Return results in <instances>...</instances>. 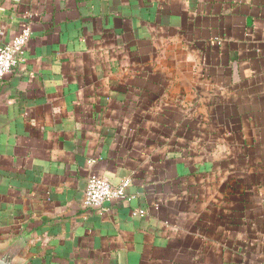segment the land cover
Returning <instances> with one entry per match:
<instances>
[{
	"label": "crops",
	"instance_id": "obj_1",
	"mask_svg": "<svg viewBox=\"0 0 264 264\" xmlns=\"http://www.w3.org/2000/svg\"><path fill=\"white\" fill-rule=\"evenodd\" d=\"M0 246L28 264L264 263V0H0ZM92 175L128 198L84 206Z\"/></svg>",
	"mask_w": 264,
	"mask_h": 264
},
{
	"label": "built area",
	"instance_id": "obj_2",
	"mask_svg": "<svg viewBox=\"0 0 264 264\" xmlns=\"http://www.w3.org/2000/svg\"><path fill=\"white\" fill-rule=\"evenodd\" d=\"M31 35V30L25 28L11 42L0 48V82L11 74L17 60L23 55ZM130 184V180H124L114 187L105 178L92 175L88 181L84 206L88 209L102 211L107 203L127 199V189Z\"/></svg>",
	"mask_w": 264,
	"mask_h": 264
},
{
	"label": "water",
	"instance_id": "obj_3",
	"mask_svg": "<svg viewBox=\"0 0 264 264\" xmlns=\"http://www.w3.org/2000/svg\"><path fill=\"white\" fill-rule=\"evenodd\" d=\"M29 241L30 235L24 234L0 246V264H28L25 257Z\"/></svg>",
	"mask_w": 264,
	"mask_h": 264
}]
</instances>
